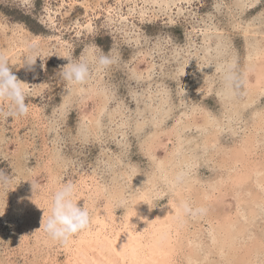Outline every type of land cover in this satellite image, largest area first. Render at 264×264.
I'll list each match as a JSON object with an SVG mask.
<instances>
[{
	"label": "rangeland",
	"instance_id": "374dc122",
	"mask_svg": "<svg viewBox=\"0 0 264 264\" xmlns=\"http://www.w3.org/2000/svg\"><path fill=\"white\" fill-rule=\"evenodd\" d=\"M175 1L0 0V55L23 82L25 102L31 107L28 118L0 119V173L11 177L9 185L0 187L3 264L5 257L8 263L33 264L37 227L24 232L23 224L29 223L34 201L41 194L51 196L63 184L75 185L82 178L89 182L87 176H93L104 187V196L96 201L103 205L110 198L115 216L123 220L132 207V192L153 182L158 194L144 207L156 213L174 196V187L159 171L160 162L179 142L185 145L194 138L201 143V129L212 131L208 123L219 118L225 124L228 115L234 129L222 126L225 137L214 144L213 154L208 150L197 157L191 175L206 190L213 181H226L219 155L240 142L246 126L254 130L251 124L257 116H264V84L255 85L264 76V0H186L179 8ZM27 40L40 53L34 65L23 63L27 48L20 45ZM92 45L110 53L116 63L106 70L93 67L89 83L69 91L60 74L67 63L63 57L83 58L91 54ZM228 61L236 63L243 81L231 96L230 113L217 102ZM204 74L210 82H202ZM160 103L161 119L156 114ZM233 110L239 114L233 115ZM258 145L255 159L263 149ZM221 192L220 198L204 205L186 196L192 211L199 208L204 231L210 212L221 218L236 208L228 181ZM263 209L258 210L262 220L241 225L238 235L246 241L254 233L263 235L256 230L264 229ZM24 234L27 248L18 245L17 238ZM44 237H49L45 231ZM57 244L62 245L56 242L50 248L57 250ZM259 251L257 260L264 256ZM57 252L63 256L61 249Z\"/></svg>",
	"mask_w": 264,
	"mask_h": 264
},
{
	"label": "bare ground",
	"instance_id": "6f19581e",
	"mask_svg": "<svg viewBox=\"0 0 264 264\" xmlns=\"http://www.w3.org/2000/svg\"><path fill=\"white\" fill-rule=\"evenodd\" d=\"M175 2L174 6L179 8V5L184 4L186 0L178 2L176 0ZM125 19L127 18H121V22H124ZM203 35L207 37L205 33ZM31 42L27 40L20 46L26 49ZM98 70L100 71V69ZM220 73L222 74V70L217 71L219 82ZM202 76L203 83L210 82L209 78L205 80V74ZM263 77V74L258 77L255 83L256 87L264 84ZM199 95L202 96V94ZM217 96V102L225 107V112L230 113L229 106L234 102V98L226 95L223 89ZM161 106L160 103L156 107L159 119L163 117L160 114ZM99 113L100 111H98ZM235 114L239 113L233 110V115ZM201 116H206V112L202 111ZM226 117L228 121V115ZM92 119L93 122H97L93 115ZM212 120L211 123L207 122L212 127V131L207 130L206 127L201 129L199 140L201 143H194V138L185 145L179 142L173 147L174 150L172 149L169 156L160 162L159 171L168 185L174 187L172 189L174 196L171 197L168 204L158 208L154 214L144 207L146 204L148 206L151 204L153 194H158V190L154 191L151 187L153 182L150 186L147 184L139 186L138 193L132 192L130 195L132 207L127 209L128 212L124 215L123 220H119L112 210L110 198L103 205L96 201L104 196V187L93 176H87L89 182L87 179H80L75 184L77 205L82 202L87 209H90L91 224L88 230L78 234L67 244H57L56 249L63 251L62 257L57 256V250L50 248L56 241L50 237H44L42 227L49 216L51 196L41 194L38 197L39 200L36 199L31 206L33 210L27 217L28 225L23 224L24 232L37 227L32 245L35 250L32 256L33 264H264V256L261 255V259L258 260L255 258L259 254V250L264 252V229L256 227V230L263 235L257 236L254 233L250 241H246L247 238L238 235L241 225L245 222L251 224L254 220L261 219L258 210L264 207V142L262 141L264 116H257L251 124L254 130L251 131L246 126L248 132H245L246 134L241 137L240 142L226 148L219 155L222 160L219 167L222 171L224 169L227 176V178L225 177L226 181L223 179L213 181L210 183V190H206L200 181L196 180L194 176L191 177L192 174L194 175L192 172L197 169V157H203L208 150H212L214 144L225 137L222 126L228 130L234 129V124L229 125V121L223 124L219 118ZM182 125L184 126L181 129L185 131L187 129L185 126L188 124L185 122ZM232 132L235 133L234 130ZM232 132H227V136L232 135ZM258 144H261L263 149L260 151V157L255 159L254 155L257 153ZM191 148L193 150L188 153L187 151ZM155 149L152 148V151ZM223 162L226 165L231 163V165L225 167ZM178 175L181 176L179 180L177 179ZM227 181L234 191L232 195L236 200V208L233 213H226L221 218L210 212L211 221L205 220L209 225L206 232L203 230L204 223L197 214L199 208H193L190 220L187 215H178L180 202L188 203L187 195H193L191 200L198 201L203 205L213 202L214 199L221 197V193H224L221 190L224 182ZM122 189H119L121 193ZM118 192L117 197H120ZM113 196L115 197V195ZM43 206L44 208H42ZM242 238L244 243L240 242ZM17 240L19 247L20 244L28 247L26 234ZM8 258H3L6 259V264H15L14 260L10 259L8 263ZM0 264H3L2 261Z\"/></svg>",
	"mask_w": 264,
	"mask_h": 264
},
{
	"label": "clouds",
	"instance_id": "9594fccd",
	"mask_svg": "<svg viewBox=\"0 0 264 264\" xmlns=\"http://www.w3.org/2000/svg\"><path fill=\"white\" fill-rule=\"evenodd\" d=\"M90 47L91 54L83 58L63 57L67 63L61 68L60 74L68 85L69 91L73 87L86 86L93 67L106 70L116 63L110 53H103V50L95 45ZM38 57L40 58L38 46L30 44L27 46L23 63L34 65ZM236 68L234 61L224 64L223 87L229 97L234 95L238 88L243 87L241 74L236 71ZM22 84L23 82H20L9 68L7 59L0 55V119L9 117L20 119L30 116L31 107L25 102ZM180 178L181 176L178 175L177 179ZM10 183L11 177L0 173V187H6ZM76 192L75 185L63 184L51 195L49 216L44 224V231L53 241L67 244L72 238L90 228L89 210L84 205L78 207ZM180 214H192L191 206L187 202L181 201L178 205V215Z\"/></svg>",
	"mask_w": 264,
	"mask_h": 264
}]
</instances>
